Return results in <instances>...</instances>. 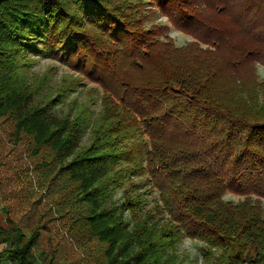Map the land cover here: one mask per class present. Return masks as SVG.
<instances>
[{
  "label": "trees",
  "instance_id": "16d2710c",
  "mask_svg": "<svg viewBox=\"0 0 264 264\" xmlns=\"http://www.w3.org/2000/svg\"><path fill=\"white\" fill-rule=\"evenodd\" d=\"M159 17L191 40L176 46ZM39 59L79 77L43 90L29 81ZM257 65L264 0H0L1 201L28 202L29 170L43 169L60 217L103 252H87L94 264H184V239L203 264H264ZM85 82L101 92L68 102ZM12 139L29 167L6 160ZM27 204L0 225V264H71L41 247L50 209Z\"/></svg>",
  "mask_w": 264,
  "mask_h": 264
},
{
  "label": "rangeland",
  "instance_id": "374dc122",
  "mask_svg": "<svg viewBox=\"0 0 264 264\" xmlns=\"http://www.w3.org/2000/svg\"><path fill=\"white\" fill-rule=\"evenodd\" d=\"M159 22L169 27V33L168 35L172 38L176 46L184 45L185 43L189 42L191 38L188 35L183 34L180 31H177L174 29L167 21L165 17H159ZM35 64L30 69L29 74V81L30 83H42L43 90H52L55 91L59 88H65L67 86H70L72 81H74V77H79L78 74L71 71L69 68H67L64 65H61L55 61L47 60V59H39L35 60ZM257 74L260 78H264V68L260 65L256 66ZM86 86L85 89L82 91L72 93L69 98L68 102L70 101H77V102H84L87 98V91L91 89V92L93 91H99V87H96L94 84H91L90 82H85ZM87 90V91H86ZM47 91H43L42 93H45ZM97 95V93H96ZM68 107H58L56 109V112L60 115H65L68 112ZM89 134H85V136L82 138L80 147H85L89 143ZM3 142L6 143V140ZM13 139L11 141V144L9 147L12 148V150L8 153L6 160L10 161L11 163L14 162L15 165L19 166H28L29 162L31 161V158H27V156H18V153L15 151ZM21 147V146H20ZM20 147H17L18 150H20ZM43 169H38L35 171V168L30 169L29 173L32 183L31 189L29 188L30 200L28 202L24 203V198H22V206L18 207V204L16 201H9L8 204L5 202H2L0 199V225L7 229L11 221H15L14 217L15 215L19 214L18 212L23 211L24 207H28L27 203L34 202L40 198V201L42 204L47 206L48 209H50L51 216L56 219L55 221V227H51L50 235H46V237H42V240L40 242L41 247L44 248L45 251H47L49 254H56L58 257H62L66 259L67 261H71V264H90L93 263L89 257L87 252H91L92 255L97 254L98 259H102L104 261L102 254L103 252H100L97 250L94 241L89 240L86 241V238H82L81 234L83 232H79L76 227H74L75 223L72 224L71 221H68L65 223L66 218L60 217L63 212H59V208H57L54 205V202L56 201L58 195L57 194H50L47 191H45V188L41 186V173ZM24 175V174H23ZM40 175V176H39ZM53 175L49 176L52 178ZM29 177V176H28ZM49 178V179H50ZM22 195V194H21ZM121 196L120 190L115 191L113 195V199H119ZM157 198V194L155 193L150 197V203L152 202V199ZM225 201H231V202H237L240 200L239 197L226 194L223 198ZM46 208V209H47ZM28 209V208H27ZM33 210L34 214H38L36 210ZM68 216V215H65ZM11 220V221H10ZM36 225V223H35ZM68 227H72V232L68 230ZM202 247V245L197 241H191L188 239L182 240V242L177 247V259L184 262V264H203L201 255L199 253V249ZM63 259V260H64ZM94 264V263H93ZM182 264V263H181Z\"/></svg>",
  "mask_w": 264,
  "mask_h": 264
}]
</instances>
